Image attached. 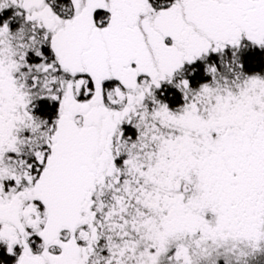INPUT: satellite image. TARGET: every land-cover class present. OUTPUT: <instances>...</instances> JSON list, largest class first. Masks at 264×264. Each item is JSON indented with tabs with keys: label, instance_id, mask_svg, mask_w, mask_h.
<instances>
[{
	"label": "snow or ice",
	"instance_id": "obj_1",
	"mask_svg": "<svg viewBox=\"0 0 264 264\" xmlns=\"http://www.w3.org/2000/svg\"><path fill=\"white\" fill-rule=\"evenodd\" d=\"M0 264H264V0H0Z\"/></svg>",
	"mask_w": 264,
	"mask_h": 264
}]
</instances>
